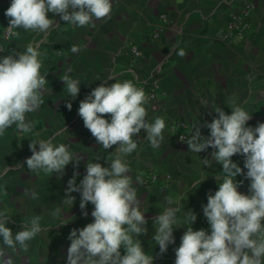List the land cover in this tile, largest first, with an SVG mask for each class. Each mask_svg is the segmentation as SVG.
Wrapping results in <instances>:
<instances>
[{
	"label": "crops",
	"instance_id": "crops-1",
	"mask_svg": "<svg viewBox=\"0 0 264 264\" xmlns=\"http://www.w3.org/2000/svg\"><path fill=\"white\" fill-rule=\"evenodd\" d=\"M10 4L11 0H0V57L12 49L23 51L29 43L38 44L43 54L41 74L48 80L44 103L27 114L33 124L32 132L18 134L13 127L0 137V171L6 166L14 167L0 179V211L6 210L13 221L7 226L15 233L22 230L21 222L41 215L42 228L46 229L30 242L27 253L14 257L16 264H66L70 231L93 221L94 206L87 205L88 216L84 217L79 193H71L76 198L71 208L64 207L63 199L74 172L80 174L76 178L79 184L86 174L87 161L108 166L106 160L115 153V146L104 150L96 144L78 115L80 101L109 76L121 82L131 80L139 88L142 80L160 78L164 96L149 101L146 107L150 122L157 116L165 118L164 140L154 149L141 130L137 150L125 159L133 181L137 176L144 181L142 185L134 183L148 220L147 234L138 237L142 247L155 257L154 264H174L175 249L186 231L184 213L192 210L197 215L194 230L203 228L210 232L202 205L207 204L209 191L214 194L218 190L223 178L222 165L213 161L207 167L201 163V159L211 158L213 149L193 153L179 137L187 138L195 123H210L216 107L231 114L233 100L252 116L248 126L264 123V0H113L111 19L96 21L94 28L74 27L56 16L58 23L46 37L17 29L18 35L5 40L3 33L9 23L5 11ZM245 4L251 7L249 29L243 35L230 34L231 16L241 14ZM49 17L52 18L51 13ZM157 32L159 37L153 38ZM227 34L230 37L223 40ZM73 45L81 50L72 53ZM132 48L141 56L134 55ZM180 48L187 53L183 58L176 54ZM69 67L71 77L81 82L75 100L60 79ZM112 83L115 80L107 81L108 85ZM67 101L72 102L70 111ZM202 101H207V106ZM201 131L209 134L207 128ZM53 136L54 144L64 143L74 154L83 156L79 167L70 163L62 178L55 173L45 176L29 172L24 161L32 155L30 140ZM97 156L102 159L95 161ZM232 160L244 167L243 156L234 155ZM17 164L24 167H15ZM236 179L242 181L238 190L248 194L250 181L244 176ZM25 190L28 196L24 195ZM32 192L37 199L30 198ZM168 196L182 197L183 207L177 213L181 223L174 226L179 227L173 233L175 244L160 254L159 246L152 240L153 217L168 206ZM59 206L64 208L63 213L53 216L52 211ZM62 223L67 224L61 226Z\"/></svg>",
	"mask_w": 264,
	"mask_h": 264
},
{
	"label": "clouds",
	"instance_id": "clouds-1",
	"mask_svg": "<svg viewBox=\"0 0 264 264\" xmlns=\"http://www.w3.org/2000/svg\"><path fill=\"white\" fill-rule=\"evenodd\" d=\"M112 11L113 0H11L5 11L9 20L7 33L18 35L14 30L23 29L46 37L58 23L56 16L74 27L94 28L96 21L111 19ZM80 50L78 45L70 49L72 53ZM176 54L181 58L187 55L183 48ZM42 55L38 44L29 43L23 51L12 49L0 57V137L13 127L18 134L32 132L33 124L27 120V114L37 111L44 103L48 83L46 75L41 74ZM71 71L69 67L60 79L75 100L81 82L71 77ZM109 80L115 83L108 85ZM149 100L144 89L131 80L121 82L109 76L80 101L78 115L84 127L97 145L104 150L115 146V153L106 160L108 166L87 161L86 174L79 184L78 171L67 181L64 207L73 206L76 199L71 195L73 192L80 194L79 207L84 217L88 216L87 205L91 203L94 207L93 221L70 231L66 264H154L155 257L144 251L138 238L147 234L148 220L141 210L134 183L142 185L144 181L140 176L133 181L125 159L137 150L141 130L146 132L144 138L154 149L164 140L165 118L157 116L151 122L147 119ZM201 103L207 106V101ZM66 107L70 111L72 102L67 101ZM213 112L216 115L210 123H195L187 138L179 137L193 153L213 149L210 159H201L203 166L211 167L213 161L222 165V182L214 194L209 191L207 204L202 205L210 232L203 228L194 230L192 225L197 215L192 210L186 211L183 220L186 231L175 249L174 264H264V123L254 128L248 126L252 116L234 100L231 114L221 107ZM201 128H207L209 134L203 135ZM54 138L30 140L32 155L24 161L29 172L45 176L55 173L62 178L70 163L74 168L79 167L83 156L74 154L64 143L54 144ZM234 155L244 157L243 169L233 162ZM100 159L97 156L95 161ZM13 168L6 166L0 171V179ZM238 176L250 181L248 194L238 190L242 183L237 181ZM24 195L28 196L29 192L25 190ZM30 198L38 196L32 192ZM181 200L180 196L165 197L168 206L153 217L152 240L159 246L160 254L175 244L173 233L179 228L174 226L181 223L177 217L183 207ZM63 209L56 207L51 214L59 217ZM41 219V215H33L27 222H21L22 230L14 233L7 226L13 222L7 211H0V264H16L14 257L29 251L30 242L46 231Z\"/></svg>",
	"mask_w": 264,
	"mask_h": 264
},
{
	"label": "built area",
	"instance_id": "built-area-1",
	"mask_svg": "<svg viewBox=\"0 0 264 264\" xmlns=\"http://www.w3.org/2000/svg\"><path fill=\"white\" fill-rule=\"evenodd\" d=\"M250 9H251L250 5L245 4V8L241 14L231 16L232 21L229 26L230 34H234L235 36L243 35L249 29L247 20L250 16ZM7 27L8 26H6L4 30L3 38L5 40H10L15 34L9 35L7 33ZM14 33H15V30H14ZM230 34L224 35L223 40L228 39L230 37ZM158 37H159L158 32L153 34V38H158ZM131 51L134 53V55L141 56V53L136 48H132ZM140 88H143L146 95L150 97L149 101H156L159 97L164 96V93L161 88V81L159 77L155 76L151 80H142ZM241 168L243 169V167ZM244 171L246 170L244 169ZM153 180H156V178L154 177Z\"/></svg>",
	"mask_w": 264,
	"mask_h": 264
}]
</instances>
